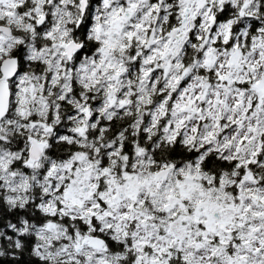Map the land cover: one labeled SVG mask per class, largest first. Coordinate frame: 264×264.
I'll use <instances>...</instances> for the list:
<instances>
[{"label": "snow or ice", "instance_id": "obj_1", "mask_svg": "<svg viewBox=\"0 0 264 264\" xmlns=\"http://www.w3.org/2000/svg\"><path fill=\"white\" fill-rule=\"evenodd\" d=\"M0 264H264V0H0Z\"/></svg>", "mask_w": 264, "mask_h": 264}]
</instances>
